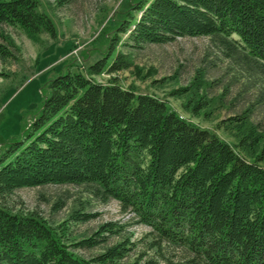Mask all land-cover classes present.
<instances>
[{"label":"trees","instance_id":"trees-1","mask_svg":"<svg viewBox=\"0 0 264 264\" xmlns=\"http://www.w3.org/2000/svg\"><path fill=\"white\" fill-rule=\"evenodd\" d=\"M6 27L33 40L57 35L36 0H0L3 60L16 51ZM185 37L217 38L230 57L241 51L264 72V0H123L98 37L87 74L67 65L42 82L40 107L17 135H3L0 117V264H117L138 246L125 239L88 260L39 213L5 204L16 190L46 185L90 186L100 201H117L151 229L148 246L156 253L183 250L187 264H264V134L247 117L223 122L238 132L237 150L153 96L92 78L132 66L121 46ZM89 59L85 52L82 61ZM122 230L107 222L74 247L106 245Z\"/></svg>","mask_w":264,"mask_h":264},{"label":"rangeland","instance_id":"rangeland-1","mask_svg":"<svg viewBox=\"0 0 264 264\" xmlns=\"http://www.w3.org/2000/svg\"><path fill=\"white\" fill-rule=\"evenodd\" d=\"M36 1L39 10L54 21L57 35L52 38L44 33L33 40L19 27L5 28L16 46L7 60L0 57V117L5 118L2 133L6 138L21 133L23 126L32 122L31 115L42 101V82L57 76L67 65L87 74L88 65L98 57V37L123 0ZM119 51L127 55L132 66L125 71L93 76L95 81L106 84L116 80L125 89L153 96L180 117L215 132L237 150L238 132L225 130L223 122L247 117L264 134V72L246 61L243 52L230 57L219 40L211 37L179 38L140 49L127 45L119 47ZM85 52L90 54L88 62L82 61ZM179 92L181 96L177 95ZM5 204L17 213H39L60 233L66 245L88 260L109 246L130 239L138 246L117 264H187L183 250H150L151 229L139 224L136 215L123 212L117 201H100L90 186L22 188ZM78 211L97 217L89 222L74 221L72 216ZM107 222L122 225L121 235L97 248L74 247Z\"/></svg>","mask_w":264,"mask_h":264}]
</instances>
